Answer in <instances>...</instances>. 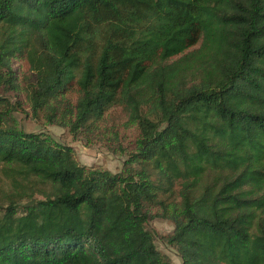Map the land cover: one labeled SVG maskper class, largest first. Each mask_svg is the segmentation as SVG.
<instances>
[{
  "label": "trees",
  "instance_id": "16d2710c",
  "mask_svg": "<svg viewBox=\"0 0 264 264\" xmlns=\"http://www.w3.org/2000/svg\"><path fill=\"white\" fill-rule=\"evenodd\" d=\"M20 85L73 136L121 107V171L24 131ZM0 103V166L47 188L0 200V264H169L154 218L181 264H264V0H0Z\"/></svg>",
  "mask_w": 264,
  "mask_h": 264
},
{
  "label": "rangeland",
  "instance_id": "374dc122",
  "mask_svg": "<svg viewBox=\"0 0 264 264\" xmlns=\"http://www.w3.org/2000/svg\"><path fill=\"white\" fill-rule=\"evenodd\" d=\"M21 86L19 92L7 93L5 99L13 106L11 116L24 131L44 132L72 147L80 165L100 167L112 173L121 171L127 152L134 148L137 136L136 127L129 122L126 112L121 107H111L103 119L95 123L90 130L81 131L73 136L67 127L47 124L42 113L33 114ZM1 108L0 103V110ZM178 189L177 182L175 190ZM19 191L21 195L16 196ZM45 192L47 188L33 178L22 179L19 176H10V171L0 166V200H5L8 196L19 197L18 207L21 205L34 207L38 201L45 198ZM147 229L153 234L157 249L169 259V264H181L177 253L162 240L163 236L171 232L172 224L168 220L154 218L147 223Z\"/></svg>",
  "mask_w": 264,
  "mask_h": 264
}]
</instances>
